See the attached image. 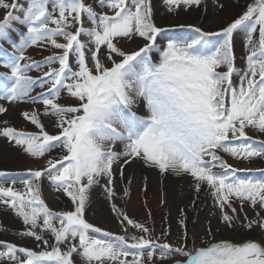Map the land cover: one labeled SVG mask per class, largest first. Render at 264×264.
<instances>
[{
  "label": "snow or ice",
  "instance_id": "snow-or-ice-1",
  "mask_svg": "<svg viewBox=\"0 0 264 264\" xmlns=\"http://www.w3.org/2000/svg\"><path fill=\"white\" fill-rule=\"evenodd\" d=\"M163 3L174 12L181 5L198 6L201 0ZM98 5L111 14L97 13L84 0H0V8L6 10L0 21V40L9 41V31L16 30L14 24L26 27L19 44H11V52L0 48V60L10 73L0 74V99L15 103L29 98L32 103L42 104L43 114L56 117L60 129L58 135H50L36 112H25L24 119L39 129L38 134L6 127L0 130V136L14 141L32 157H43L56 148L64 152L59 159H49L43 170L29 171V178L20 181L23 192L0 186V203L12 209L27 227L22 235L44 245L37 252L4 244L0 261L74 264L76 253L85 264H144V250L152 246V241L103 232L84 219L88 190L101 178H107L105 191L112 197L113 164L121 157L124 164L142 159L162 175L189 174L197 182V191L202 183L207 184L221 210L222 222L229 227L233 217L224 208H231L232 198L241 206L247 202L253 208L258 205L264 209V168L251 170L261 179L243 178L238 172L250 170L233 168L217 154L223 152L238 160L264 159V141L251 139L245 131L251 127L264 133V0H255L222 32L189 26L188 31L195 35L171 40L162 49L156 47V42L166 30L153 23L151 0H98ZM83 18L91 27L83 26ZM73 27L74 32L69 30ZM237 30L246 31L249 50L238 87L232 80L237 71L233 57V33ZM257 31L258 41H253ZM133 36L147 42L139 51L126 53L117 47L119 39ZM212 37L219 40L214 42ZM58 38L64 42H57ZM82 38H87V43ZM45 44L60 50V54L43 61L25 56L28 48ZM102 47L107 49L110 67L100 59ZM154 50L159 53L158 62H153L150 55ZM113 55L120 60L117 62ZM70 57L75 58V71ZM44 67L48 70L41 77L28 74ZM222 68L226 71L219 70ZM45 84L47 92L31 95L35 87L43 88ZM62 90L78 100V105L58 104ZM133 95L146 101V117L130 111ZM5 111L0 106V114ZM117 143L123 145L122 151L114 150ZM6 175L0 172V177ZM45 175L56 191H63L71 200L73 211L54 213L44 204L34 182ZM231 210L236 212L235 208ZM113 211L117 212L115 207ZM124 219L132 227L148 232L143 225ZM253 224L264 229V218L257 214V219L245 227ZM45 232L55 241L51 246L44 239ZM66 243L68 247L62 250L61 245ZM160 247L165 250V258L173 251L184 258L175 264H264V241L210 242L191 250L173 249L167 243ZM129 249L136 251L130 253ZM129 255L131 260L127 259ZM152 255L147 252L149 260Z\"/></svg>",
  "mask_w": 264,
  "mask_h": 264
},
{
  "label": "rangeland",
  "instance_id": "rangeland-1",
  "mask_svg": "<svg viewBox=\"0 0 264 264\" xmlns=\"http://www.w3.org/2000/svg\"><path fill=\"white\" fill-rule=\"evenodd\" d=\"M10 3L11 0H5ZM23 3V0H21ZM85 4L91 5L97 13L111 14L106 8H100L98 0H84ZM255 0H201L200 5H193L185 8L181 5L174 12H169L164 5L163 0H151L153 9V23L165 29L156 42L157 48H164L171 40H180L189 35H195L188 31L189 26L201 29L204 32L218 33L222 32L229 24L234 22L247 10V7L254 4ZM6 10L0 8V21L3 20ZM83 26L91 27L86 18H83ZM180 26H184L181 28ZM15 31H9V41L0 40V48L11 52L12 43L19 44L21 36L26 33V27L14 24ZM75 31V27L69 29ZM212 40L218 41V37H212ZM253 41H258V31L253 33ZM63 43L62 38L58 41ZM82 42L87 43V38H82ZM147 42L139 36H133L131 39L121 38L117 42V47L126 53L139 51ZM88 57L89 66L91 58L88 49H85ZM25 56L35 61H43L45 57L58 55L60 50L52 48L45 44L42 46L30 47L25 51ZM153 62H158L159 53L153 51L151 54ZM249 50L247 46V33L244 30H237L233 33V57L236 72L232 80L234 86H239V77L247 67V56ZM100 59L105 66L110 67L111 61L107 59V49L101 48ZM113 59L120 60V57L113 55ZM70 63L73 70H76L75 58L70 57ZM52 67L58 68V64ZM47 67L42 69H33L28 74L33 77H41L47 71ZM226 71V68L219 69ZM1 72L9 73L5 67H1ZM10 74V73H9ZM48 85L43 88L35 87L32 96H37L40 92H47ZM0 99V106L6 111L0 114V130L6 127L13 128L18 132L38 134L39 129L30 121L25 120L23 113L31 114L36 112L44 130L50 135H58L60 129L56 126L57 118L44 115V106L39 103H32L29 98L23 101L10 103L7 100ZM133 104L130 111L138 116L146 117L148 115L146 101L143 97L133 95ZM62 106H76L79 101L71 97L66 90H62L56 101ZM140 109V113H137ZM128 111V110H126ZM246 134L255 141H264V133L249 127L245 129ZM115 151H122L123 145L117 143L114 146ZM218 155L231 167L238 170H250L238 172L243 178L261 179L259 173L252 174L251 170L264 168V159L255 158L253 160H238L230 155L218 152ZM64 152L61 148H56L43 157H32L23 151V149L9 141L8 138L0 136V172L6 173L0 177V186L13 187L15 190L23 192L24 185L20 182L22 179L29 178L27 173L34 170H43L47 167L49 159H59ZM124 157H121L113 164V177L111 189L113 195L108 197L105 191L107 178H101L98 184L93 185L88 190V199L85 207L84 219L94 227L100 228L103 232L113 235H122L127 237L145 238L152 241V246L144 250V264H173L177 260L184 259L178 253L173 251L167 253L160 245L169 244L173 249L204 247L210 242L227 241L240 244L248 241H264V229L253 224L251 228L245 225L252 220L257 219V214L264 218V209L258 205L253 208L249 203L241 202L232 198L231 208L225 206L224 212L233 217L232 226L229 227L222 222L221 210L216 205L215 199L211 194V189L207 184H201L200 190H196V181L189 174L175 175L171 172L161 174L158 169L149 167L142 159H133L129 164L123 163ZM121 166H123L121 174ZM214 171H219L214 169ZM47 176H43L40 181L34 182L39 186V194L44 204L54 213L73 211L74 205L63 191H56L50 183ZM48 192V193H47ZM127 192V194H125ZM51 194V195H50ZM117 212L113 211V208ZM232 208L236 212H232ZM134 223L141 224L148 229L145 233L127 223L124 219ZM38 223L42 224V220ZM59 227V225H56ZM27 231L22 219L15 212L0 203V251H3L4 244H13L17 247H23L33 251H41L44 245L33 238L23 236ZM39 234V229H37ZM95 238L108 239L99 233H90ZM44 239L48 241L49 246L55 243L50 233H43ZM131 240H129V243ZM69 243H78L70 241ZM68 244H62V250H66ZM50 250V248H49ZM130 253L134 249L128 250ZM153 253L151 260L148 259L147 252ZM74 264H85L82 257L76 253L73 254ZM128 260L132 256L127 257ZM0 264H12L9 260H2Z\"/></svg>",
  "mask_w": 264,
  "mask_h": 264
},
{
  "label": "bare ground",
  "instance_id": "bare-ground-1",
  "mask_svg": "<svg viewBox=\"0 0 264 264\" xmlns=\"http://www.w3.org/2000/svg\"><path fill=\"white\" fill-rule=\"evenodd\" d=\"M3 66V61L2 60H0V74H2V72H1V67ZM6 101V100H5ZM5 101H4V103H3V105H5L6 103H8V101L5 103ZM137 113H140V109H138V111H137ZM137 116H138V114H136ZM2 122V119H0V123ZM45 177V176H44ZM46 179H48V177L46 178ZM48 193V192H47ZM51 195V194H50ZM173 264H175V263H173Z\"/></svg>",
  "mask_w": 264,
  "mask_h": 264
}]
</instances>
